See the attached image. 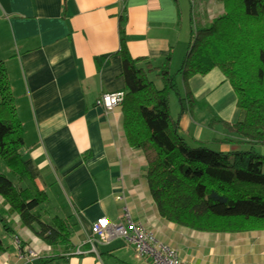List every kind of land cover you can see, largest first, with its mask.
Returning a JSON list of instances; mask_svg holds the SVG:
<instances>
[{
	"label": "crops",
	"instance_id": "0c3cea01",
	"mask_svg": "<svg viewBox=\"0 0 264 264\" xmlns=\"http://www.w3.org/2000/svg\"><path fill=\"white\" fill-rule=\"evenodd\" d=\"M194 2L0 0V62L21 124V155L30 161L35 183L46 195L57 184L67 208L56 217L69 227L62 252L64 246L51 248L13 216V234L1 233L5 251L0 264H41L39 259L57 255L62 258L51 264H149L135 258L134 248L123 239L89 241L96 219L118 223L125 208L186 264H264V230L199 232L160 217L148 191L145 157L127 142L121 106L106 111L96 105L103 93L124 90L121 38L129 56L139 59L137 67L155 71L167 63L171 73L179 71L191 40ZM203 4L202 25L223 13L222 0ZM205 77L211 81L197 80ZM189 86L196 98L201 89L222 87L230 102L226 121L239 120L236 96L218 69L192 77ZM212 102L221 104L215 98ZM175 106L171 112L169 101L173 118L179 111L177 98ZM193 114L179 118L180 134L189 142L217 145L225 153L241 146L236 138L234 144L215 143L226 133L206 129ZM15 235L37 257L21 251Z\"/></svg>",
	"mask_w": 264,
	"mask_h": 264
},
{
	"label": "trees",
	"instance_id": "16d2710c",
	"mask_svg": "<svg viewBox=\"0 0 264 264\" xmlns=\"http://www.w3.org/2000/svg\"><path fill=\"white\" fill-rule=\"evenodd\" d=\"M222 3V14L208 26L191 32L186 56L175 74L167 63L152 69L155 71L137 67L139 59L129 56L121 38L125 85L119 106L123 128L129 146L145 157L148 191L160 217L199 232L264 230V156L253 146L220 152L200 141L189 142L179 131L180 116L192 113L197 104L189 80L218 69L231 85L241 115L235 122L218 119L226 134L215 143L234 144L238 140L264 145V0ZM150 72L160 79L161 89L148 78ZM177 75L182 78V93ZM172 93L179 107L175 118L169 107ZM23 145L21 124L0 62V162L11 175L9 178L0 173V254L5 251L1 233L14 232L13 216L19 226L29 229L46 245L64 246L65 252L68 224L43 209L47 195L37 187L30 161L22 158ZM45 215L48 221L43 220ZM14 238L23 250L20 238ZM60 257L41 258L38 263L51 264Z\"/></svg>",
	"mask_w": 264,
	"mask_h": 264
},
{
	"label": "built area",
	"instance_id": "2783aa9c",
	"mask_svg": "<svg viewBox=\"0 0 264 264\" xmlns=\"http://www.w3.org/2000/svg\"><path fill=\"white\" fill-rule=\"evenodd\" d=\"M124 98L122 91L103 93L96 105L109 111L121 104ZM91 238L101 244H109L114 239H123L134 248L135 258L147 261L149 264H185L179 260L175 249L158 241L151 232L134 222L127 208L123 210L118 223H112L105 217L96 219L91 225ZM22 251V250H21ZM29 257H35L34 251L23 249Z\"/></svg>",
	"mask_w": 264,
	"mask_h": 264
},
{
	"label": "rangeland",
	"instance_id": "374dc122",
	"mask_svg": "<svg viewBox=\"0 0 264 264\" xmlns=\"http://www.w3.org/2000/svg\"><path fill=\"white\" fill-rule=\"evenodd\" d=\"M210 2V0H195V5H194V16L192 18L193 20V24H192V31L193 33H195V31L199 28H204L208 25H202L201 23H199L202 20V15L203 13L201 12V5L203 4V7H205L206 5H208ZM174 72V71H173ZM174 74V73H172ZM213 77V76H211ZM148 78L151 79V81L154 82V85L156 88L161 89L162 88V83L160 82V79L158 77L155 76L154 73H152L151 75H148ZM207 79V80H206ZM198 81H200V83H202L204 80H206L207 82L211 81V78H197ZM181 81L182 78L180 75H178L176 77V82H177V86L180 92H182V86H181ZM197 83V82H196ZM194 85V84H193ZM201 84H199L197 87H200ZM192 87V86H191ZM211 88H208V92L207 91H202L198 93V97L196 98L194 96V99L197 101L196 106H194L192 108V113H190L191 115L193 114V118L200 119L202 126H204L206 129L209 128H215L216 130L220 131H224L226 133V131L224 130V125L223 123L219 122L218 119H224L225 121L227 120L225 118V115L228 114L229 111V100H227L228 96L223 93L222 91H225L222 87L220 89H216V90H210ZM210 91V92H209ZM210 93V98L209 96H207V94ZM217 99L218 103L221 104H217L214 105L212 102V99ZM170 105L172 108L171 112H174L173 109L175 108L176 110V106H175V101H176V95L174 93L170 94ZM209 124L212 125V127H209ZM240 145H234V150H248L249 146H253L254 150L256 153L264 156V145H259V144H254V145H250V144H244V143H240ZM212 148L214 150H217V145H213ZM262 172L264 173V166L262 167ZM0 173H3L5 176L11 178L10 172L9 170L0 162ZM47 197H48V201L43 205L44 206V210L46 212H48V214L50 215V217H54V216H59L60 211L63 212L62 209H66L67 208V202L63 196V194L59 191L57 184L53 183L52 185H50L48 192H47ZM55 211L57 213H55ZM49 216H44V219H47ZM49 219V218H48ZM44 220V221H48ZM33 251V250H31Z\"/></svg>",
	"mask_w": 264,
	"mask_h": 264
}]
</instances>
